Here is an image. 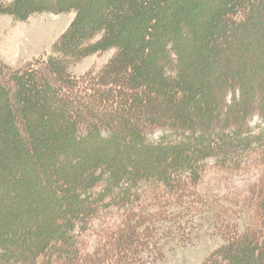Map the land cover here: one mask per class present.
I'll use <instances>...</instances> for the list:
<instances>
[{"label": "trees", "instance_id": "trees-1", "mask_svg": "<svg viewBox=\"0 0 264 264\" xmlns=\"http://www.w3.org/2000/svg\"><path fill=\"white\" fill-rule=\"evenodd\" d=\"M53 12L75 17L52 56L0 60V264H140L196 226L209 161L264 169V126H250L264 122V0H0L21 22ZM110 50L97 74L68 69ZM258 194L262 219L239 232L229 218L208 264H264ZM113 209L120 224L85 253Z\"/></svg>", "mask_w": 264, "mask_h": 264}, {"label": "rangeland", "instance_id": "rangeland-1", "mask_svg": "<svg viewBox=\"0 0 264 264\" xmlns=\"http://www.w3.org/2000/svg\"><path fill=\"white\" fill-rule=\"evenodd\" d=\"M74 17V12H53L33 15L26 22H21L0 15V60L13 70L44 61L54 54V45ZM114 55L115 51L110 50L83 60H70L68 69L80 78L89 73L97 74ZM3 78L6 79L5 74ZM259 124L264 126L263 120L258 117L250 122L254 128ZM160 134L161 131H156L154 137ZM254 158L252 156L238 171L220 169L214 161H209L200 183L195 187L204 199V205L193 207L191 216L196 226L182 239L176 235L160 239L157 253L151 254L140 264H208L216 255L219 257L221 249L228 245V239L235 230L228 225L229 218L237 223L235 227L239 232L259 223L263 210L259 206L262 194L259 196L258 193L261 189L264 191L261 177L264 169L252 165L255 163ZM120 219L122 217L116 209L93 219L80 237L84 252L94 251L105 237L104 234L120 224ZM171 226L166 224L164 227Z\"/></svg>", "mask_w": 264, "mask_h": 264}]
</instances>
